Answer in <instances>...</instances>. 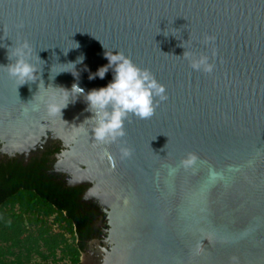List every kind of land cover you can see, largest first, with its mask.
<instances>
[{
    "label": "water",
    "instance_id": "95a60500",
    "mask_svg": "<svg viewBox=\"0 0 264 264\" xmlns=\"http://www.w3.org/2000/svg\"><path fill=\"white\" fill-rule=\"evenodd\" d=\"M58 142L101 264H264V0H0V158Z\"/></svg>",
    "mask_w": 264,
    "mask_h": 264
},
{
    "label": "trees",
    "instance_id": "16d2710c",
    "mask_svg": "<svg viewBox=\"0 0 264 264\" xmlns=\"http://www.w3.org/2000/svg\"><path fill=\"white\" fill-rule=\"evenodd\" d=\"M44 165L0 161V264H79L87 225L79 191L52 182Z\"/></svg>",
    "mask_w": 264,
    "mask_h": 264
},
{
    "label": "flooded vegetation",
    "instance_id": "af4514ba",
    "mask_svg": "<svg viewBox=\"0 0 264 264\" xmlns=\"http://www.w3.org/2000/svg\"><path fill=\"white\" fill-rule=\"evenodd\" d=\"M1 149V145H0ZM52 153L44 157V153L47 151ZM65 149L63 143L58 142L45 150L41 151L38 155L31 157L29 160L24 158H9L6 155L0 158V161L17 160L22 166H27L33 161H45L44 174L52 180V182L60 185L63 189H78L75 201L77 204V211L80 213L86 221V235L82 238L83 249L81 250L79 264H101L102 257L105 256L100 250L104 248V242L107 241L109 236V219L108 209L101 205L100 201L93 199L89 196L88 192L92 188L93 184H75L71 185L72 177L69 173L62 172L59 174L60 169L56 167L57 155L63 152ZM1 154V153H0ZM110 245L107 246V251H110Z\"/></svg>",
    "mask_w": 264,
    "mask_h": 264
}]
</instances>
